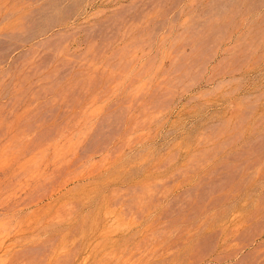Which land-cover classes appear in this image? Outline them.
<instances>
[{"label": "rangeland", "instance_id": "1", "mask_svg": "<svg viewBox=\"0 0 264 264\" xmlns=\"http://www.w3.org/2000/svg\"><path fill=\"white\" fill-rule=\"evenodd\" d=\"M0 264H264V0H0Z\"/></svg>", "mask_w": 264, "mask_h": 264}]
</instances>
